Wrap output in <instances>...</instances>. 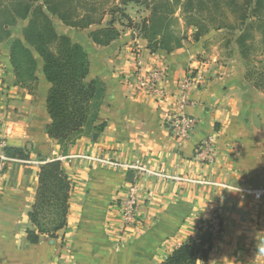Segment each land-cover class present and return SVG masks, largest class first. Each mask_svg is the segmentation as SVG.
Segmentation results:
<instances>
[{"label": "crops", "instance_id": "obj_1", "mask_svg": "<svg viewBox=\"0 0 264 264\" xmlns=\"http://www.w3.org/2000/svg\"><path fill=\"white\" fill-rule=\"evenodd\" d=\"M57 25L69 37L76 31ZM126 29L108 45H97L89 36L83 42L70 37L88 53L87 78L103 84L94 124L104 126L89 130L65 151L45 132L50 84L41 59L35 54L36 80L20 84L10 62L16 36L0 43V120L13 128L7 146L28 153L0 169V264H69L71 258L76 264H161L175 247L199 236L214 213L220 229L206 258L196 264H264V194L241 192L264 188V89L252 85L245 62L258 51L264 70V46L255 42L254 53L244 58L236 31L218 36L225 28H214L198 41L188 34L171 51L152 50L137 29ZM136 57L161 63L171 89L190 72L202 77L190 92L194 105L187 111L197 124L188 139L178 141L167 125L173 99L156 101L133 84ZM208 137L216 155L204 164L195 154ZM81 155L139 164L158 174L137 175ZM53 159L62 161L71 184L66 225L54 237L42 235L30 243L26 230L35 229L28 212L38 170ZM133 180L142 192L136 221L126 227L118 201Z\"/></svg>", "mask_w": 264, "mask_h": 264}, {"label": "trees", "instance_id": "obj_2", "mask_svg": "<svg viewBox=\"0 0 264 264\" xmlns=\"http://www.w3.org/2000/svg\"><path fill=\"white\" fill-rule=\"evenodd\" d=\"M123 4L141 0H121ZM151 15L143 21L142 36L150 48L171 51L183 39L174 30L177 10L186 26L194 27L192 39L198 40L211 28L237 31L235 43L240 55L254 53V43L264 46V0H150ZM105 4L97 0H0V43L12 35L18 21L25 20L21 37L10 44V62L18 83L26 85L36 80L39 60L50 84L46 95V110L50 122L45 132L65 151L69 144L89 130H101L95 125L104 95L103 84L88 79L89 58L84 46L68 35L58 32L53 17L65 26L89 29L88 36L97 45L110 44L119 34L112 22L104 23ZM228 13L227 14L225 13ZM230 18V21L224 20ZM259 38V40H258ZM259 44V45H260ZM38 58L36 57V55ZM8 156L26 159L24 148L6 146ZM70 179L62 161L42 163L38 170V186L28 218L35 229L26 230L30 243L42 235L54 237L66 225ZM198 240L189 238L175 247L161 264H196L205 259L212 246L213 235L200 227Z\"/></svg>", "mask_w": 264, "mask_h": 264}, {"label": "built area", "instance_id": "obj_3", "mask_svg": "<svg viewBox=\"0 0 264 264\" xmlns=\"http://www.w3.org/2000/svg\"><path fill=\"white\" fill-rule=\"evenodd\" d=\"M133 84L138 90H141L146 96L153 98L156 101H165L167 98L173 99V110L167 116L166 122L173 136L178 141L188 139L196 128V117L189 113L188 107L194 105V100L191 98V89L197 87L200 83V74L188 73L180 78L175 89H171L167 82V71L161 63L154 60L143 61L136 57L133 66ZM13 128L11 125H6L0 120V169L4 162L15 160L16 158L8 156L5 152L8 136L12 134ZM214 140L212 137L206 138L196 148V158L204 164H211L215 158ZM85 159L94 160L99 163L110 166H118L124 170L135 171L137 175L142 173L158 174L139 164H124L114 161L109 158L96 157L91 155H81ZM62 158V157H61ZM39 163V161H35ZM194 182H206L202 180L188 179ZM142 192L141 185L136 181H130L126 184V188L119 197L118 207L121 215V221L124 226H130L136 221V214L140 202V194ZM242 193H252L255 197H261L264 194V188L258 190L242 189ZM203 229H208L213 238L218 234L220 229V217L218 213L213 214L212 221L205 224ZM201 231L199 232V236ZM199 236L193 238L198 240ZM69 264H76L74 258H71Z\"/></svg>", "mask_w": 264, "mask_h": 264}, {"label": "rangeland", "instance_id": "obj_4", "mask_svg": "<svg viewBox=\"0 0 264 264\" xmlns=\"http://www.w3.org/2000/svg\"><path fill=\"white\" fill-rule=\"evenodd\" d=\"M97 1L100 4L101 3L105 4L104 8L106 9V12L102 18V22L106 21V24L109 22H112L118 28L117 29L115 27L119 32L116 38L119 37L121 33L120 31L128 30L126 29L127 27L129 29H132L133 31L137 29L140 35L142 36V32L140 30L142 23L143 21L148 20L151 15L152 9H151L150 0H141L140 2H129L125 4H123L121 0H97ZM225 14H227L228 16L227 12ZM175 16L178 22L174 24L173 30L182 38H187L188 34L192 37L193 31L195 30L194 27L186 26L183 15L180 12V10L176 11ZM227 16L224 20H227L229 22L230 18H227ZM53 19L56 25V29L60 31V28L58 27L57 24L61 23L62 28L65 25L60 20H58L56 17H53ZM25 23H26L25 20L18 21L17 24L12 28L11 36L19 37L21 35V29ZM75 30L76 31H71L72 34H70V37L72 39L76 38L80 42H83L85 37L88 36L89 29H76L75 28ZM212 30L214 29L211 28L210 31ZM234 32L235 31H232V30L229 31L228 29L225 28V29H222V31L217 34L218 36L221 34H224L226 36V34H234ZM202 37H200L198 40H200ZM198 40H195V41H198ZM254 55L255 56L250 61L244 60L247 63L246 68L248 69L246 75L250 76V80L253 81L252 85H254L255 87L264 89V70L262 68L263 66L260 65L259 59H258L261 53L256 51Z\"/></svg>", "mask_w": 264, "mask_h": 264}]
</instances>
